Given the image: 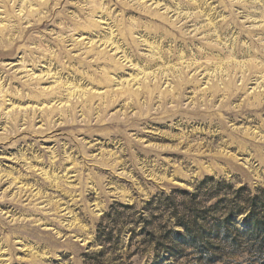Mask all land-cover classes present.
I'll return each instance as SVG.
<instances>
[{
  "label": "clouds",
  "instance_id": "clouds-1",
  "mask_svg": "<svg viewBox=\"0 0 264 264\" xmlns=\"http://www.w3.org/2000/svg\"><path fill=\"white\" fill-rule=\"evenodd\" d=\"M186 2L195 4L196 0ZM8 7L5 5V10ZM55 7L60 8V5L57 3ZM81 7L86 16L98 14L106 17L108 23L94 19L93 24L105 29L103 35L107 40L115 38L124 45L127 53L121 51L119 57L107 53L105 70L98 73L83 54L72 52L74 46L80 48L81 44L69 31L66 41L52 37L56 46L48 55L53 56L51 63L57 66L58 74H78L85 80L94 76L96 79L92 82L111 88L110 94L117 97L116 103L122 109L126 108V111L115 112L111 116L105 114L99 121L91 117L87 123L119 129L120 142L111 156L115 166L129 169L128 178L133 182L123 201L119 190L97 185V196L105 203L87 205L88 211L84 215L87 227L79 223L71 225L74 231L70 237H61L56 230H45L43 222L35 219L12 221L14 228L3 225L0 227V264H13L17 260L18 249L28 256V264H76L77 261L79 264H264V99L261 98L264 97V89L257 86L253 99L245 97L240 102H233L232 97L239 90L235 79L226 77L218 81L216 73H209L211 84L208 88H201L197 97L188 99L179 76H183L185 85L197 84L201 77L195 75L193 79L185 70L186 64L170 66L167 63L182 61L184 54L188 53L191 66L195 68V57L209 55L210 50H215L214 56L228 57L244 50L259 56L255 66L259 75L264 77V0H228L224 5L228 16L221 17V21L215 24L204 17V23L199 26L201 35H197L196 27L189 28L187 32L180 31L181 24L186 21H173L172 10L166 9L169 12L167 22L176 32L160 30L159 35L149 34L147 39L132 37L122 14L133 7L147 8L151 12L156 7L154 3L87 0ZM180 15L192 19L195 14ZM222 22L234 33L225 35L223 39L216 31ZM25 31L21 27L14 35L9 33L3 40L0 55H10L19 45L29 43L31 35L26 37ZM241 33L248 39L241 41ZM176 41L181 42L179 47ZM193 41H199L200 46L197 48ZM216 63L214 58L202 60L200 66L207 69ZM158 64L162 66L157 68ZM149 69L154 71L149 72ZM90 72L92 76H89ZM106 72L124 76L134 73L131 83L139 84L141 88L125 87L122 93L117 92L112 85L124 82L114 77L101 81L100 76ZM137 76L140 77L138 80ZM146 80L150 83L146 84ZM212 96H216L219 103L213 102ZM98 110L106 111L102 107ZM208 116L225 127L228 145L245 157L243 160L230 159L224 168L213 165L207 169L201 157L194 155V147L187 136L183 140L175 137L174 141L179 146L171 149L187 159V167L183 161L181 167L175 168L165 162L161 170L150 167L141 170L132 159L124 158L125 153L130 156V149H150L146 140L138 139L142 135H151L146 133L149 127L163 128L171 124L188 128ZM205 158L209 162L212 160L207 153ZM63 159L55 157L52 163ZM132 171L141 176L143 183L131 176ZM206 177L212 178L206 180ZM209 180L222 186V190L202 199L196 186ZM185 186H188L186 193L176 191ZM88 187L91 189L90 185ZM158 197H163L166 203L149 214L150 206ZM114 201L143 212L141 223L146 227L142 226V234L138 231L141 227L136 229L132 224H101L98 210L105 213ZM213 205L218 206L215 211H212ZM37 211L45 212L48 218L56 220L61 229L69 228L68 223L60 222L65 213L59 209L57 216L48 214L43 206ZM5 228H8V234H5ZM132 229L137 230L135 236L130 231Z\"/></svg>",
  "mask_w": 264,
  "mask_h": 264
},
{
  "label": "rangeland",
  "instance_id": "rangeland-1",
  "mask_svg": "<svg viewBox=\"0 0 264 264\" xmlns=\"http://www.w3.org/2000/svg\"><path fill=\"white\" fill-rule=\"evenodd\" d=\"M86 2L87 0H0V51L3 50V40L9 33L14 35L17 29L24 27V35H31L29 43L19 45L12 54L0 55V227L7 224L9 228H14L12 221L35 219L43 222L45 230H56L61 237H70L74 231L71 225L84 224L87 205L105 203L97 196V185L119 190L121 201L130 190L129 186L133 181L128 178L129 169L115 166L111 156L116 151V144L120 142L119 129L87 123L91 117L99 121L105 114L111 116L115 112L126 111V108L122 109L116 103L117 97L110 94L111 88L105 87L103 83L92 82L96 77L91 72L90 80H85L78 74H58L57 66L51 63L53 56L48 55L56 46L52 37L66 41L69 31L75 41L81 44L80 48L74 46L72 52L83 54L98 73L105 70L107 53L111 52L115 57H119L121 51L127 53L124 45L115 38L107 40L103 35L105 29L93 24L94 19L103 24L108 23L106 17L98 14L85 15L81 6ZM128 2L132 3L133 0ZM227 2L228 0H196L195 4H190L186 0H143L144 4L154 3L156 7L151 12L147 8L133 7L126 9L122 15L125 27L135 38L147 39L149 34L159 35L160 30L171 29L176 32L167 22L169 12L166 9L172 10L173 21H186L181 24L180 31L187 32L189 28L196 27L197 35H201L199 26L204 23V17L215 24L221 21V17L228 16L224 7ZM57 3L60 8L55 7ZM5 5L9 6L7 10ZM180 13L195 15L188 19L187 15L181 16ZM82 23L83 26H80ZM216 31L221 39L225 35L234 34L223 22ZM247 39L243 33L240 34L241 41ZM193 42L197 48L200 46L199 41ZM180 44V41H176L177 47ZM214 51L210 50V54L206 56H196L195 68L191 66L192 60L188 53L184 54L182 61L167 62L170 66L186 64L185 70L193 79L195 75L201 77L197 84L185 85L183 76H179L188 99L197 97L201 88H208L211 84L209 73H216L218 81L226 77L235 79L239 90L232 97L233 102H240L245 97L253 99L257 94V86L264 89V77L259 75L255 66V61L259 60L258 55L241 50L231 57L214 56ZM213 58L217 61L216 64L209 65L207 69L200 66L202 60ZM161 66L158 64L157 68ZM132 75L134 73L131 72L127 76L106 72L100 76V80L108 81L114 77L123 81L124 83L112 85V88L122 93L125 87L141 88L139 84L132 85ZM139 78L136 77L137 80ZM145 83L150 82L146 80ZM210 99L219 103L216 96ZM101 107L106 111H99L98 108ZM200 129L202 131H198ZM146 133L151 135H142L138 139L146 140L150 149H130V156L125 153L124 157L132 159L141 170L146 167L161 170L165 162L175 168L181 167L183 161L187 167V159L171 150L179 146L174 141L175 137L183 140L187 136L194 147V155L201 157L203 166L207 169H211L213 165L224 168L230 159L245 158L232 150L228 145L229 136L225 127L211 116L192 123L188 128L171 124L163 128L152 126L146 129ZM205 153L212 157L211 162L205 158ZM58 156L64 157L63 161L56 160L53 164V159ZM131 176L137 181L141 180V176L135 171L131 172ZM210 178L212 177L205 179ZM210 184L216 183L206 181L203 190L210 187ZM178 190L188 191V186L177 188L176 191ZM221 190L222 186L218 193ZM81 201L84 203L81 204ZM42 206L51 216L59 215L57 209L65 213L60 217V222L68 223L69 228L61 229L56 220L48 218L45 212L37 211ZM109 213L110 217L105 221L107 225H133L136 221L134 228L141 227L138 231L143 233L142 218L139 215L141 213L143 216L141 210L114 201L105 213L98 210L101 222ZM84 226L87 227L86 224ZM136 229L130 230L134 236L137 234ZM4 231L8 234V228ZM17 243L19 244L18 240ZM13 264H28V256L18 249L17 260Z\"/></svg>",
  "mask_w": 264,
  "mask_h": 264
},
{
  "label": "trees",
  "instance_id": "trees-1",
  "mask_svg": "<svg viewBox=\"0 0 264 264\" xmlns=\"http://www.w3.org/2000/svg\"><path fill=\"white\" fill-rule=\"evenodd\" d=\"M207 187L208 188H206V190H203V188H204V185L203 184H198L196 186V190H197L198 193L201 194V198L202 199H207V198H210L211 195L217 194L218 193V190L220 189L221 186H217L215 184V185H211L210 187L209 186H207ZM177 192H179V193H186L187 191H185V190H178ZM165 203H166V201L163 199V197H158L156 203L150 206L149 214H151L152 212L156 211L157 207L162 208ZM217 207H218L217 205H213L212 206V211H215ZM139 215L141 216V218H143V216H142L141 213H139ZM209 215H211V212H210ZM109 217H110V213L105 216V220L103 219V221L101 222V224L102 225H105V224L107 225V223L105 221L108 220ZM135 223H136V221L133 223V225H135ZM143 227H146V225H143ZM101 230H103V228Z\"/></svg>",
  "mask_w": 264,
  "mask_h": 264
}]
</instances>
